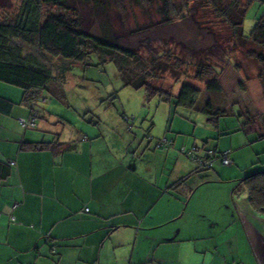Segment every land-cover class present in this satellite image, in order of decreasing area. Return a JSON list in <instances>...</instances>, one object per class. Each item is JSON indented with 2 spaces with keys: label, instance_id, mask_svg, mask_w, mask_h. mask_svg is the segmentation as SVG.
Segmentation results:
<instances>
[{
  "label": "crops",
  "instance_id": "1",
  "mask_svg": "<svg viewBox=\"0 0 264 264\" xmlns=\"http://www.w3.org/2000/svg\"><path fill=\"white\" fill-rule=\"evenodd\" d=\"M0 96L13 102L0 109V264H264V209L238 187L264 166L204 169L168 133L157 146L174 147L159 165L153 142L112 132L133 129L131 110L107 131L62 137L44 120L21 124L39 114L25 92Z\"/></svg>",
  "mask_w": 264,
  "mask_h": 264
},
{
  "label": "rangeland",
  "instance_id": "2",
  "mask_svg": "<svg viewBox=\"0 0 264 264\" xmlns=\"http://www.w3.org/2000/svg\"><path fill=\"white\" fill-rule=\"evenodd\" d=\"M103 1L108 4L107 11L102 13L103 17H97L90 5L80 1H68L70 9L67 13L79 20L82 31L86 33L104 34L103 27L111 25L114 37L143 59L150 62L155 56L160 67L165 62L174 64L169 70H159V78H152L150 82L164 92L175 95L184 82H189L201 90L198 106L189 108L182 104L176 105L159 95L149 97L145 88L136 89L125 85L115 63L110 59L103 61L97 55H93L87 63L69 60L74 65L70 71L68 61L65 63L59 56L41 53L38 42L34 41L23 45L27 51L40 54L56 76L51 83L52 88L41 89L30 104L39 113H36L38 123L44 120L53 133H60L62 137L80 133L81 138H86L87 134L98 129L107 131L106 121L115 123L123 119L127 109L131 110L129 115L137 117L138 122L131 130L121 126L122 132H112L123 134L127 130L129 135L137 136V143L142 142L143 149L153 142L150 156L156 157L159 148V165H162L167 149L174 147L157 146L158 140L168 133L181 138L177 141L176 150L180 156L191 161L193 159L181 152L182 145H187V152L193 150L196 144L205 147L195 151L200 156H205L208 148L218 146L223 150L225 146L231 147L238 161L232 166L223 165L227 175H236L241 171L245 176L248 171L263 167L264 136L260 137L254 129H246L247 116L252 128L264 130V87L260 77L263 66L248 57L246 51L235 47L229 39L218 40L219 30L222 29L225 36L230 31L225 25H220V18L213 6L208 3L195 9L192 1L187 18L166 23L156 9L162 4L161 0H155L149 8L138 0H124L121 8L117 7L115 0ZM174 1L177 4L187 2ZM22 3L23 0H0V20L16 19L20 15ZM43 8L45 16L49 12L62 11L48 0H43ZM263 11L264 0H253L246 13V34L250 33ZM203 23L206 24L204 27ZM168 56L170 62L167 61ZM199 56L209 58L211 64L218 68V73L214 75H218L222 84L220 92L213 93L207 89L210 77H196L194 62ZM61 70H65L66 75L61 76ZM0 91L14 98L18 97L19 92H24L20 86L1 80ZM208 98L213 99L216 106L223 110L220 115L204 110ZM117 125L115 123V127ZM30 128L38 129L35 126ZM150 131L154 141H149ZM184 138H187V142ZM218 166H222L219 160L211 169H217ZM244 166L246 172L242 168Z\"/></svg>",
  "mask_w": 264,
  "mask_h": 264
},
{
  "label": "trees",
  "instance_id": "3",
  "mask_svg": "<svg viewBox=\"0 0 264 264\" xmlns=\"http://www.w3.org/2000/svg\"><path fill=\"white\" fill-rule=\"evenodd\" d=\"M51 1L61 13L49 12L47 16L43 12V0H23L20 15L12 20H0V80L20 86L25 92V100L32 101L40 93L41 89L52 88L56 76L52 68L42 56L36 52L27 51L23 44L38 42L41 53L59 56L67 62L68 70L74 66L73 62H88L93 55L99 56L103 61L112 60L124 79L125 85L136 89L145 88L148 96L159 95L171 103L182 104L189 108H196L201 99V90L197 86L184 82L179 93L164 92L160 87L154 86L150 81L159 78V70H169L174 64H157V57L152 56L150 62L143 59L137 52L123 44L114 37L111 25L103 27L104 34H89L82 31L81 23L77 18H71L67 13L70 9L68 1L84 2L90 5L97 17H103L108 9L103 0H48ZM124 0H115L118 8H121ZM146 8H149L155 0H138ZM156 8L162 21L171 23L176 19L187 18L188 8L209 5L215 9L220 18V25H225L230 31L227 36L219 30L218 40L229 39L235 47H240L248 57L252 58L263 67L260 71L264 87V11L258 17L249 34L245 33L244 23L249 5L253 0H187L185 4H177L174 0H161ZM193 1V2H192ZM194 5L190 7L189 3ZM155 3V2H154ZM209 3V4H208ZM122 10V9H121ZM192 14V13H191ZM204 24V23H203ZM206 24L202 25L203 27ZM232 49V48H231ZM237 50V49H236ZM198 56V55H197ZM227 58H230L227 56ZM70 60V61H69ZM170 56L167 61L170 62ZM196 77L209 78L207 89L211 92H220L222 84L218 75V68L211 64L209 58L199 56L195 60ZM66 75L61 70V76ZM53 81V82H52ZM12 100L0 96V109L9 112ZM204 110L220 115L222 109L217 107L213 99H207ZM161 142L160 145H164ZM209 149H206L208 156ZM195 158H203L195 153ZM187 151V150H186ZM183 153L184 149H183ZM192 158V157H191ZM193 159V158H192ZM195 160V159H193ZM217 160H221L220 158ZM216 160V161H217ZM215 161V164H216ZM199 164V163H198ZM204 169H211L201 166ZM200 167V168H201ZM214 167V166H213ZM212 167V168H213ZM246 183L250 192L251 203L257 209H264V170L247 176L239 183L238 187Z\"/></svg>",
  "mask_w": 264,
  "mask_h": 264
},
{
  "label": "built area",
  "instance_id": "4",
  "mask_svg": "<svg viewBox=\"0 0 264 264\" xmlns=\"http://www.w3.org/2000/svg\"><path fill=\"white\" fill-rule=\"evenodd\" d=\"M36 120H37V114H32L29 119H25V118L20 119L21 124L24 127L34 126L36 124ZM184 152H186L188 156L195 159V161H197L200 166H205L207 168H212L215 165V161L219 158L221 159L220 161L224 165L232 164V159L230 157L229 150L223 152H217L216 149H209L208 156H205L202 159L201 158L197 159V157L195 158L194 150H190L187 152L184 149Z\"/></svg>",
  "mask_w": 264,
  "mask_h": 264
}]
</instances>
